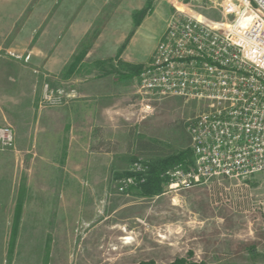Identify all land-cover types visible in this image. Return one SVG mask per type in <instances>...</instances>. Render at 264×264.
<instances>
[{"label": "rangeland", "instance_id": "obj_1", "mask_svg": "<svg viewBox=\"0 0 264 264\" xmlns=\"http://www.w3.org/2000/svg\"><path fill=\"white\" fill-rule=\"evenodd\" d=\"M174 3L221 16L207 0ZM142 10L147 14L138 23L134 17ZM174 10L169 0H0V62L18 60L31 68L39 108L71 101L44 105L46 84L76 98V79L112 76L128 98L122 118L135 137L163 155L190 151L192 157L188 126L203 103L166 96L140 104L135 75L129 77L151 62ZM142 22L150 33L138 29ZM14 132L12 148L0 143V188L24 192L33 183V154ZM160 157L135 154L108 178L84 180L87 190L70 196L71 213L64 212L72 225L51 228L50 241L30 242L19 227H0V264H244L247 252L263 249L264 172L247 182L211 180L179 189L164 179L161 193L143 195L134 164L148 171ZM133 175L136 183L122 181Z\"/></svg>", "mask_w": 264, "mask_h": 264}, {"label": "built area", "instance_id": "obj_2", "mask_svg": "<svg viewBox=\"0 0 264 264\" xmlns=\"http://www.w3.org/2000/svg\"><path fill=\"white\" fill-rule=\"evenodd\" d=\"M207 1L214 3L219 20L173 3L153 59L135 76L140 104L178 96L205 107L188 126L191 161L162 174L170 189L211 180L247 182L264 172V0ZM70 97L46 84L42 103L62 105ZM0 143L14 146L12 126L0 127ZM132 171L138 176L123 182L145 180L144 164L136 162Z\"/></svg>", "mask_w": 264, "mask_h": 264}, {"label": "crops", "instance_id": "obj_3", "mask_svg": "<svg viewBox=\"0 0 264 264\" xmlns=\"http://www.w3.org/2000/svg\"><path fill=\"white\" fill-rule=\"evenodd\" d=\"M138 29L150 33L151 27L142 22ZM76 82L69 104L39 108L31 68L18 60L0 62V125L15 126L34 162L32 186L24 192L0 188V227H19V236L30 242L50 241L51 228L72 225L64 212L71 213L69 198L83 193L84 180L108 178L129 156L147 152L122 118L128 98L114 77ZM262 248L247 252L244 264H264Z\"/></svg>", "mask_w": 264, "mask_h": 264}, {"label": "trees", "instance_id": "obj_4", "mask_svg": "<svg viewBox=\"0 0 264 264\" xmlns=\"http://www.w3.org/2000/svg\"><path fill=\"white\" fill-rule=\"evenodd\" d=\"M147 13L146 10L139 11L135 14V17L137 22H140V19L142 16H144ZM141 68L137 69L135 72H133L132 76H129L131 78L136 76L140 72ZM128 78V76H123V79ZM138 146L139 148L145 149L147 152H142L143 154H158L162 155L160 159H157L155 161H152L148 167L147 174L145 176V180L141 183V191L143 195L146 196H154L162 192L163 190V183H164V178L162 174L164 171L176 164L179 163H186L191 161V152L190 151H185L181 152L179 154H167L163 155L161 152H157L155 146H153L151 143L144 141V140H139L138 141ZM141 264H156V263H141ZM171 264H186L184 259H176L173 263Z\"/></svg>", "mask_w": 264, "mask_h": 264}, {"label": "bare ground", "instance_id": "obj_5", "mask_svg": "<svg viewBox=\"0 0 264 264\" xmlns=\"http://www.w3.org/2000/svg\"><path fill=\"white\" fill-rule=\"evenodd\" d=\"M179 9H182V8H179ZM184 10V9H183ZM124 239H126V238H124Z\"/></svg>", "mask_w": 264, "mask_h": 264}]
</instances>
